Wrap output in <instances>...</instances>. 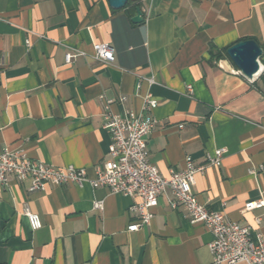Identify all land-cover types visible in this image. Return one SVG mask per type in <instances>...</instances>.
<instances>
[{
	"label": "crops",
	"instance_id": "crops-1",
	"mask_svg": "<svg viewBox=\"0 0 264 264\" xmlns=\"http://www.w3.org/2000/svg\"><path fill=\"white\" fill-rule=\"evenodd\" d=\"M243 40L262 49L252 80L226 56ZM98 43L113 48L112 63L94 59ZM147 91L157 101L149 162L166 178L186 156L199 166L206 152L224 149L219 167L195 176L193 193L264 235V209L242 212L264 199V0H127L121 9L107 0H0V151L94 178L110 144L103 99L123 115L140 109ZM28 187L13 176L0 186V264H213L210 231L190 223L182 206L169 207L168 188L150 223L128 232L134 198L88 183ZM24 207L40 229L30 228Z\"/></svg>",
	"mask_w": 264,
	"mask_h": 264
},
{
	"label": "built area",
	"instance_id": "built-area-1",
	"mask_svg": "<svg viewBox=\"0 0 264 264\" xmlns=\"http://www.w3.org/2000/svg\"><path fill=\"white\" fill-rule=\"evenodd\" d=\"M26 47L30 46L28 40ZM93 57L98 61L112 63L114 50L107 44H94ZM77 54H65V63H70ZM236 73H240L237 71ZM151 86L153 78L144 79ZM141 88V81L136 89ZM190 88V87H189ZM126 97H119L118 103L126 102ZM112 99H103V128L110 137L108 159L95 169L94 178H88L84 169L73 166L50 167L44 163L27 158L22 150L4 148L0 151V186L8 184V176H13L18 182L29 181L28 191H44L49 185L61 186L75 184L80 186L88 183L92 188L104 187L112 194L134 198L136 202L130 206V212L137 219L128 227V232L138 231L148 225L153 218V209L159 204V198L168 188L173 198L168 202L174 210L182 206L192 224H202L211 233L209 250L213 264H264V235L253 234L247 226H241L228 220L222 213L207 209L200 204L193 193L195 176L202 174L208 166L219 167L224 149L206 152L205 163L195 166L191 157L184 158V168L171 172L168 177L160 175L157 168L148 159V137L156 125L152 111L157 107V101L150 92L141 96V107L138 110L127 109L123 115L113 113ZM102 202H94V210L101 211ZM264 209V199L249 201L243 207V213ZM30 228L35 231L42 224L38 215L24 207ZM259 220H256L258 223Z\"/></svg>",
	"mask_w": 264,
	"mask_h": 264
},
{
	"label": "water",
	"instance_id": "water-1",
	"mask_svg": "<svg viewBox=\"0 0 264 264\" xmlns=\"http://www.w3.org/2000/svg\"><path fill=\"white\" fill-rule=\"evenodd\" d=\"M112 9L123 8L127 0H107ZM141 21V12L136 9V15L132 22L138 23ZM262 55V49L253 40L239 41L226 50V56L232 65L243 75L246 79L252 80L260 73L259 57Z\"/></svg>",
	"mask_w": 264,
	"mask_h": 264
}]
</instances>
